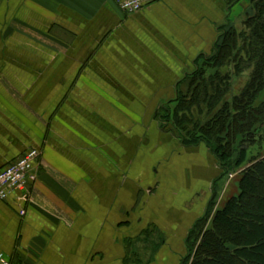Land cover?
<instances>
[{"label": "crops", "instance_id": "0c3cea01", "mask_svg": "<svg viewBox=\"0 0 264 264\" xmlns=\"http://www.w3.org/2000/svg\"><path fill=\"white\" fill-rule=\"evenodd\" d=\"M247 2L0 0V170L41 151L29 199H0L6 262L182 263L221 169L158 111Z\"/></svg>", "mask_w": 264, "mask_h": 264}, {"label": "trees", "instance_id": "16d2710c", "mask_svg": "<svg viewBox=\"0 0 264 264\" xmlns=\"http://www.w3.org/2000/svg\"><path fill=\"white\" fill-rule=\"evenodd\" d=\"M249 7L239 26L229 19L219 26L211 52L180 81L172 110L164 104L158 112L185 147L204 143L221 169L181 264H264V0ZM247 70L249 79L234 89ZM233 171L240 191L217 207L219 185Z\"/></svg>", "mask_w": 264, "mask_h": 264}, {"label": "built area", "instance_id": "2783aa9c", "mask_svg": "<svg viewBox=\"0 0 264 264\" xmlns=\"http://www.w3.org/2000/svg\"><path fill=\"white\" fill-rule=\"evenodd\" d=\"M156 0H113V2L125 14H136L144 8L153 4ZM41 151L39 148H29L24 153L7 164L0 170V199L7 200L12 196L21 201H27L30 195V187L37 179V169L39 166ZM26 210H21V215H25ZM0 261L6 262L2 255Z\"/></svg>", "mask_w": 264, "mask_h": 264}, {"label": "rangeland", "instance_id": "374dc122", "mask_svg": "<svg viewBox=\"0 0 264 264\" xmlns=\"http://www.w3.org/2000/svg\"><path fill=\"white\" fill-rule=\"evenodd\" d=\"M247 4L245 5L244 10H240L239 15L237 16V18H236L235 13L232 12L231 20H232L233 23H236L237 26L240 25L239 21L242 19V15L243 14H245L247 12H252V10H250V7H249V2H247ZM249 74H250V70H247L243 74H241L239 76H236L234 78V80H233V83H232L233 88L237 89L238 87L243 86L245 84V82L249 79ZM181 86H182V90H184V91L187 90V87H186L187 85L186 84H184V85L182 84ZM174 105H172L170 103V100L165 102V107H168L171 110H172ZM163 108H164V106H163ZM163 108H161L158 112L162 111ZM171 133L174 134L173 132H171ZM175 136L179 139V137L177 135H175ZM199 145L201 146V145H205V144L204 143H200V144H197L195 146H199ZM240 177H241V174L239 172L233 171V172H230L229 175H227L226 177H224L222 179V182H221V184L219 185V188H218L219 193H218L217 202H216L217 203V207H219V206L222 207L227 199H229L231 196L239 193V191H240V189H239V179H240ZM37 179H38V173H37ZM32 185L30 187V192H31V189H32Z\"/></svg>", "mask_w": 264, "mask_h": 264}]
</instances>
